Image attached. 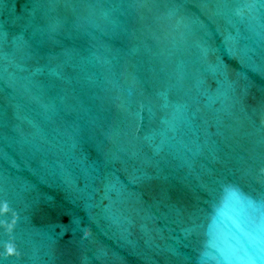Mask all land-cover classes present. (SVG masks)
Listing matches in <instances>:
<instances>
[{
    "label": "water",
    "instance_id": "water-1",
    "mask_svg": "<svg viewBox=\"0 0 264 264\" xmlns=\"http://www.w3.org/2000/svg\"><path fill=\"white\" fill-rule=\"evenodd\" d=\"M0 264H264V0H0Z\"/></svg>",
    "mask_w": 264,
    "mask_h": 264
}]
</instances>
